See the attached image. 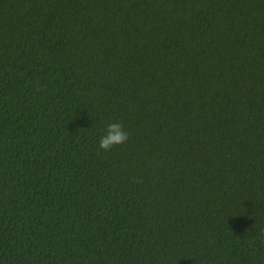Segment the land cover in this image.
Returning a JSON list of instances; mask_svg holds the SVG:
<instances>
[{"label": "trees", "instance_id": "obj_1", "mask_svg": "<svg viewBox=\"0 0 264 264\" xmlns=\"http://www.w3.org/2000/svg\"><path fill=\"white\" fill-rule=\"evenodd\" d=\"M0 264H264V0H0Z\"/></svg>", "mask_w": 264, "mask_h": 264}, {"label": "clouds", "instance_id": "obj_2", "mask_svg": "<svg viewBox=\"0 0 264 264\" xmlns=\"http://www.w3.org/2000/svg\"><path fill=\"white\" fill-rule=\"evenodd\" d=\"M129 139V134L119 123H111L107 126L106 134L100 139V148L110 151L114 146L122 145Z\"/></svg>", "mask_w": 264, "mask_h": 264}]
</instances>
